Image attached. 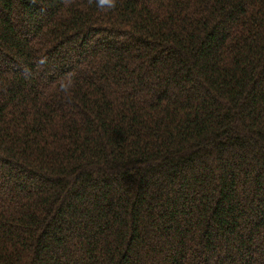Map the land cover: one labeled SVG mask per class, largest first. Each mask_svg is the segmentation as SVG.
I'll list each match as a JSON object with an SVG mask.
<instances>
[{
	"label": "trees",
	"instance_id": "1",
	"mask_svg": "<svg viewBox=\"0 0 264 264\" xmlns=\"http://www.w3.org/2000/svg\"><path fill=\"white\" fill-rule=\"evenodd\" d=\"M0 264H264V0H0Z\"/></svg>",
	"mask_w": 264,
	"mask_h": 264
},
{
	"label": "clouds",
	"instance_id": "2",
	"mask_svg": "<svg viewBox=\"0 0 264 264\" xmlns=\"http://www.w3.org/2000/svg\"><path fill=\"white\" fill-rule=\"evenodd\" d=\"M90 2H91V0H90ZM95 2H96V5L98 8L114 9L116 7L117 0H95ZM38 63L41 65L46 64L47 63V57L46 56L42 57L38 61ZM24 71L28 72L29 70L25 69ZM60 90L61 91L67 90L64 84L60 85Z\"/></svg>",
	"mask_w": 264,
	"mask_h": 264
}]
</instances>
